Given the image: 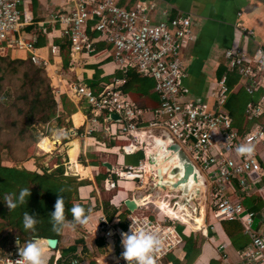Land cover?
<instances>
[{"label":"built area","instance_id":"1","mask_svg":"<svg viewBox=\"0 0 264 264\" xmlns=\"http://www.w3.org/2000/svg\"><path fill=\"white\" fill-rule=\"evenodd\" d=\"M25 3L26 0H0V54L23 53L31 64L51 71L56 77V96L63 94L88 110L83 136L102 133L108 142L123 144L119 148L121 155L142 153L137 167L120 166L119 180L132 182L136 188L144 185L145 164L152 162L148 143L142 140L151 136L177 145L204 181L203 225L197 232L204 243L212 244L221 264H264V48L258 47L253 54L239 48L226 50L224 74L214 89L207 96L189 98L184 88L187 74L182 54L195 41L190 16L170 18L168 11H163V20L154 22V2L124 8L117 0H64V5L47 20L34 22L24 9ZM27 27H36L45 37L56 31L59 39L69 42L71 59L92 55L97 44L106 45L109 49L99 55L101 60L109 59L123 74L134 71L154 82L158 108H141L121 90L124 80L101 83L98 93L79 82H69L53 61L40 55L36 39L24 36ZM238 29L244 32L239 25ZM50 54L59 57L60 47L52 45ZM231 74L237 82L229 87ZM238 91L255 99L246 105L240 126L227 108L230 95ZM154 130L167 136L159 137ZM63 132L61 138L67 136V131ZM138 133L146 138L138 137ZM240 145H251L253 151L238 153ZM109 174L117 175V171ZM105 188L109 190L108 181ZM247 201L261 207L250 210L245 205ZM137 210L144 213L130 212L125 228L101 213L96 233L106 244L105 252L91 261L76 255L70 264H127L121 256L120 233L129 232L130 227L153 230L159 236L161 245L154 252L155 264H173L171 257L181 260L184 237L195 231L150 204L138 206ZM225 222L239 224L248 240L247 246L236 252L233 263L229 262L227 245L219 240L220 224ZM179 226H183L181 231ZM16 241L0 250V264H14L19 259Z\"/></svg>","mask_w":264,"mask_h":264},{"label":"crops","instance_id":"2","mask_svg":"<svg viewBox=\"0 0 264 264\" xmlns=\"http://www.w3.org/2000/svg\"><path fill=\"white\" fill-rule=\"evenodd\" d=\"M117 2L121 7L124 8H131L132 6L140 2H154L156 4V10L152 16L154 22H160L163 20V11H168V15L170 18L178 16L191 17L195 41L182 54V60L184 62L187 74V77L184 80V88L187 90L189 98L201 96L204 97V95L207 96L206 94L214 89L216 81L221 78V76L219 77L220 71L223 70L222 76L224 74L223 54L226 50L239 48L247 54H253L258 49V47L264 48V0H117ZM63 5L64 0H37V6L35 9H33L32 0H26L24 9L31 15L34 22H43L47 20L51 14L57 12ZM238 25L242 29H244V32H241L238 29ZM24 32V36L27 39H36L37 44L39 32L37 31L36 27H27ZM246 32H249L250 36H247ZM58 35L59 34L56 31H52L50 32L48 37H45L46 45L43 48H39L40 55L43 58H48L53 61L54 67L56 69H59L63 77L69 82H79L86 85L85 83L87 81H91L93 79L96 73V69L102 72L101 77H110L117 71V68L113 63L110 62L103 65L102 63H100L103 61L101 60L100 56L94 57L92 55H77L73 59L70 58L69 68L66 69V71H63L64 68L62 66L61 57L59 56L53 58L50 54V47L54 45L52 42L54 39H58ZM15 54L17 53H11V57ZM106 70L108 72H105ZM190 79H192V82L197 83L200 94L190 95V90L186 85L187 81ZM150 94H154L153 89H151ZM61 96L65 95L60 94V96H56L55 98V100L59 103L60 112L62 111L60 106ZM71 102L75 106L76 111L75 113L67 116V121L68 123H70V126H68L67 129L57 131L58 134L55 132L50 140H42L39 147H42L43 150L41 148L40 150L43 151L44 154L50 153L56 148H60L62 153H66V149L69 148L67 145L70 142L76 140L79 144V155L77 156V163L85 169L86 173L83 176L76 177H78L80 180L90 182V185L80 187L78 189V196L79 199L84 201L82 202L84 205L87 203L90 205V214L88 216V222L84 224L83 229L86 236L82 237L85 242V248L87 252L83 253V249L80 247L78 248L76 255L82 257V259L86 261H91L92 259L101 256L106 249L105 242L96 233L98 220L97 218L101 215V213L104 214L102 208V200L99 196V189L103 188L104 191L108 193L111 192L112 189L115 190V193L109 199L110 206L116 211V215H114L111 221L115 224L119 222L120 215L122 213L124 214V212L127 211L124 206V203L127 200L133 201L136 206H144L146 204L155 206L157 203L160 205L169 203L173 199L171 197L170 199L169 196H167V199H165L160 194H157V198L153 200H150L147 197H135L132 195L131 190L135 187L136 190H143L144 193L146 185L141 188H136V185H133L132 182H127V187L125 186L126 188H124L125 193L122 194L120 198H116L117 182L119 181V177H117L116 174L110 175L109 173L112 170L115 172L114 169L116 163V166L119 168L120 166H124V156L119 152V148L123 144L117 142L116 147H108V140L102 133H94L92 137L83 136L82 132L85 128L86 112L83 110L84 107L81 108L78 103L74 101ZM241 118H243V115ZM63 131H67V133L65 134L67 136L65 138H61V134L64 135ZM73 132L77 133V136H72ZM55 135H58L60 140L54 141L53 138ZM49 144H52V146L45 147ZM63 144H65V146ZM98 152L103 153L107 156H114L115 158V165H112V163L109 162H105V160L102 161V164L109 166L107 172L106 169L103 170L98 165L92 166V162L98 164L94 160V157L90 158L91 161L88 162V154L93 155L94 153ZM81 156H84L86 158V165L79 163V159L81 158ZM148 164L151 167L152 163ZM22 167L31 172H34L36 169L34 162L31 160L24 163ZM100 173H107V178L105 179V181L101 182L100 186H97L94 181ZM118 173H120V171ZM113 176L117 177L116 181L112 180ZM107 181L108 186L109 183H114L115 187L107 190L105 188L107 187ZM130 186L132 187V189L129 188ZM128 191H130V193H128ZM250 205L253 206L252 204ZM258 207L260 208L261 205H258ZM169 209L174 216H179V218H182L183 223L187 224L189 229L194 230L195 233L200 230V227L197 225V223L194 224L196 221L194 216H192L193 218L190 221V225L185 222V219L183 217H181L182 213H186L187 209H183L179 212L178 208L175 209V207L170 205ZM143 213L144 212L142 210L135 211V214ZM93 217L94 220L92 221ZM123 224L125 225V221L123 222ZM219 230V240L221 243H225L227 245L226 252L228 254L229 262L233 263L236 260L235 252L237 251L231 246V243L223 229L220 227ZM62 233L63 235H66L68 237L69 241L71 238V240H73V243L60 241L57 244V248H60L61 245L63 246V248H68L69 246L73 245L74 242L78 239L76 238L77 234L71 226L64 227L62 229ZM99 243H102V245L100 246ZM97 245H99V247ZM88 249L90 256H92L94 253H96V255L87 260L86 257L87 255H89ZM229 249H231L232 254L229 253ZM53 257H55V260ZM51 258H53L54 260L53 264H56V262L60 258V252L57 251L55 253L52 250L48 251L46 249V264L49 263ZM211 259L217 260L219 264H221L219 260V254L213 248L212 244L203 243L201 246V254L196 259L194 264H208Z\"/></svg>","mask_w":264,"mask_h":264},{"label":"trees","instance_id":"3","mask_svg":"<svg viewBox=\"0 0 264 264\" xmlns=\"http://www.w3.org/2000/svg\"><path fill=\"white\" fill-rule=\"evenodd\" d=\"M37 6V0H32V7L35 9ZM31 29V28H29ZM38 40L36 47L43 48L46 45L45 36L39 31ZM54 45L60 47V57L62 60V66L64 69L69 68L70 57H69V42L65 39H54L52 42ZM109 48L104 44H97L96 51L92 54L94 57H98L100 54L106 52ZM10 57L8 52L0 54V59ZM27 60V59H26ZM28 61V60H27ZM29 62V61H28ZM14 63V62H12ZM18 64L25 65L24 61H17ZM103 65L110 63V60H103ZM30 64L29 74L24 75V81L30 82V85L35 89L42 86V82L38 77V73L41 71L34 67L33 64ZM100 64V65H102ZM223 70L220 71L219 77H222ZM102 72L96 69V73L91 81H87L85 84L93 90L94 93L100 92V84L106 83L109 84L110 80H124V84L121 87V90L129 94L130 97L139 104L141 108L156 109L159 106V99L156 94H150L151 89L154 87V82L151 79L141 78L136 72L128 71L126 74L116 71L110 77H101ZM227 84L229 87H232L236 82L237 78L232 74L228 77ZM44 84V83H43ZM44 97L41 94H36L32 99L26 98L28 105V121H38L41 124H47L52 119L56 118L57 127L61 128L64 125L62 118L65 116L75 113V106L71 101H69L65 96L60 98L61 113L59 110L58 102L54 100V97L51 95L50 91L47 88ZM252 97L248 96L244 92L240 91L236 94L230 95L227 108L231 116L236 119L237 126L241 124L242 115L246 105L250 101H254ZM84 111L86 107L83 108ZM56 111L59 114H56ZM70 126V123L66 125ZM42 140V139H41ZM41 140L38 144L41 143ZM108 147H116L117 142L110 141L108 142ZM28 153H33V147H30ZM143 159L141 152H136L131 155H124V166L125 167H137L139 162ZM102 166L104 170L109 169L108 165L105 164H96L92 162V166ZM155 171V169H154ZM39 174L37 172H31L24 168L18 167H7L3 166L0 161V250L5 249L9 245H14L16 240H19L22 245L28 240H31L35 236L46 237L48 239H57L60 242V233H55L52 230V224L50 222L49 213L53 211L54 203L59 196L64 198V215L65 219L68 222L73 221V215L71 213V208L74 205H80L81 207L87 210V215L90 214V208L85 206L78 196V189L83 186L90 185V182L80 180L78 177L65 176V169L62 164H58L57 167L49 172L44 169ZM107 178V173H100L99 176L95 178V184L100 186L101 182L105 181ZM112 180L116 181L117 177L113 176ZM29 188L30 195L26 197V203L23 205H18L15 209L9 210L4 203V197L9 193L18 194L20 189ZM110 201L102 203L103 212L106 215L107 219L111 222L116 211L112 209L109 204ZM246 207L250 210L259 209L258 206L253 207L247 201L245 203ZM153 206V205H152ZM28 212L30 215L35 214L37 216V224L34 227V230H25L23 227V214ZM129 212H124L120 215L119 226L125 228L123 222L126 220ZM2 222V223H1ZM234 224V223H226ZM237 227L232 229L229 232V238L231 246H234L236 251L242 250L247 245V238L241 234V227L239 224L235 223ZM9 229L6 234L3 232L6 229ZM179 231L183 229V226H179ZM236 235H242L245 239L241 242L240 245H234L233 238ZM228 237V236H227ZM184 248H183V258L181 260L175 259L173 257L169 258L173 264H194L196 259L201 254L202 243H199V240L195 234H191L189 237H184ZM101 246L102 243H99ZM83 249V253L87 252L85 248V242L83 238L77 239L73 245L68 248L59 247L55 251L60 252V258L56 264H70L71 260L76 257L78 248ZM46 252V251H45ZM236 253V252H235ZM53 258L50 259L48 264H53ZM208 264H219L217 260L211 259Z\"/></svg>","mask_w":264,"mask_h":264},{"label":"rangeland","instance_id":"4","mask_svg":"<svg viewBox=\"0 0 264 264\" xmlns=\"http://www.w3.org/2000/svg\"><path fill=\"white\" fill-rule=\"evenodd\" d=\"M6 57L4 59H0V161L3 166H10V167H18V168H24L22 167L24 163L31 160L34 162L35 165V171L39 174H41L42 170L46 169L49 172L54 170L58 164H62L63 168L65 169V176H72L75 177L71 171L68 170L67 166V157L65 153H62L60 148H56L54 151H51L50 153L44 154L43 151L40 150L42 147L38 148V144L40 140H50V138L53 137L54 133L63 129H67V118L63 116L64 118V125L61 128L57 127V121L56 118L52 119L47 124H41L38 121H28V105L26 102V98L29 100L32 99L37 93L41 94L42 97L46 95L47 88L50 91L51 95L54 97V100L56 98L55 92H57V89H55L56 84V77L52 75L51 71H45L39 67L41 71L38 73V77L40 78L42 82V86L40 84V87L38 89H35L33 86L30 85V82L27 83V81H24V75L26 73L29 74V67L30 64L26 60V57L23 53H17L14 56ZM17 61H24L25 65L18 64ZM14 62V63H12ZM58 72L61 73L59 69H57ZM63 71H66V69ZM105 72H108L107 70ZM44 83V84H43ZM187 87L190 90V95H198L200 94V90L198 89L197 83L192 82V79L188 80L186 83ZM210 92V91H209ZM208 92V93H209ZM67 98V97H66ZM56 102V100H55ZM61 113V112H60ZM56 114L58 115L59 112L56 111ZM82 126V125H81ZM159 137H166L167 134L161 131H152ZM41 140V141H42ZM65 146V144H63ZM51 147L52 144L47 145L45 147ZM30 147H33V153H28V150ZM58 147V146H57ZM66 149V148H65ZM43 150V149H42ZM67 150V149H66ZM88 162L91 161L90 158L94 157L95 161L98 164H102V161L105 160V162L112 163V165H115V158L114 156H107L103 153H94L93 155L88 154ZM85 157L81 156L79 159V163H82L86 165ZM117 165V163H116ZM115 165V171H117V177H119V167ZM152 167L149 166V173L146 175V179L149 180V177L151 181L155 180V175H153L155 166L153 163L151 164ZM102 167V166H101ZM134 185V183H133ZM127 187V182L124 180H119L117 182V195L116 198H120L122 194L125 193L124 188ZM115 186L112 187L108 186V188L112 189ZM129 188L132 189L130 186ZM100 192V199L102 200V203L108 202L109 199L113 196L115 193V190L112 189L111 192H105L103 188L99 189ZM130 193V191H128ZM131 193L135 197H143V198H149L150 200H153L157 198V193L149 194V195H141L143 193V190H136L135 187L131 190ZM165 199H167L166 193H161ZM96 198V197H95ZM170 198V197H169ZM171 199V198H170ZM81 200V199H80ZM81 202H84L81 200ZM85 206H88L90 208V205L87 203ZM140 212V211H139ZM147 214V212H146ZM185 219V222L189 225L191 224L192 216L190 215L189 210H186V213H182V216ZM94 220V217L92 218V221ZM2 223V222H1ZM197 222L195 221L194 224ZM227 223H234V224H226L222 223L220 224V227L223 229L225 234L229 238V232L232 229H235V227L238 228V226L235 224V222H227ZM3 229H6L3 234H6L8 232L7 229H9L7 226ZM73 229V228H72ZM84 225H79L73 229L75 231L76 238H82L85 237V231ZM195 236H197L199 243H204V240L201 238L200 234L197 232L195 233ZM245 238L242 235H236L235 238H233L234 245H240L241 242ZM230 240V239H229ZM60 241H67V243L72 242L68 240V237L66 235H63V233L60 236ZM73 243V242H72ZM98 244V243H97ZM99 247V245H97ZM63 248L61 245L59 249ZM234 249V246H233ZM55 253L57 251H54ZM89 253V249H88ZM229 253L232 254L231 249H229ZM96 253H94L92 256L87 255L86 259H91L94 257ZM53 256V255H52ZM55 260V257H53ZM206 260V258H205Z\"/></svg>","mask_w":264,"mask_h":264},{"label":"clouds","instance_id":"5","mask_svg":"<svg viewBox=\"0 0 264 264\" xmlns=\"http://www.w3.org/2000/svg\"><path fill=\"white\" fill-rule=\"evenodd\" d=\"M237 152L241 154H250L253 151L251 145H240L237 147ZM30 195L29 188L20 189L18 194L9 193L4 197V203L9 210L15 209L18 205L26 203V197ZM53 211L49 213L52 230L55 233H60L66 226H71L73 229L79 225H84L88 222L87 210L80 205H74L71 208L73 221L68 222L64 215V198L57 197ZM37 216L30 215L28 212L23 214V227L25 230H34L37 224ZM99 223V222H98ZM121 245L123 251L121 256L127 264H155L154 252L160 247L161 240L153 230H145L144 228L132 229L129 232H121ZM18 245L19 259L14 264H46L45 251L48 248V238L35 236L31 240L20 246V241H16Z\"/></svg>","mask_w":264,"mask_h":264},{"label":"water","instance_id":"6","mask_svg":"<svg viewBox=\"0 0 264 264\" xmlns=\"http://www.w3.org/2000/svg\"><path fill=\"white\" fill-rule=\"evenodd\" d=\"M111 119L117 120L115 116ZM146 141L148 143V153L151 155V162L154 163V158L162 157L165 160L163 170L156 172V181H149L145 186V194L149 195L151 192L159 190V184L165 185L166 195L179 194L182 196V203L189 208L191 216L201 215V196L203 197L204 204V181L200 176L196 167L192 164L184 152L177 146L167 141L154 139L149 136ZM154 151V152H153ZM147 202V201H145ZM176 200L169 202L170 206L178 208ZM127 212H134L138 208L133 201L127 200L124 203ZM58 240L48 239V249L55 251L57 249Z\"/></svg>","mask_w":264,"mask_h":264},{"label":"bare ground","instance_id":"7","mask_svg":"<svg viewBox=\"0 0 264 264\" xmlns=\"http://www.w3.org/2000/svg\"><path fill=\"white\" fill-rule=\"evenodd\" d=\"M58 134V133H57ZM62 135V134H61ZM138 137H145L144 134H140L138 133L137 134ZM53 140H60L59 139V136L58 135H55ZM69 148L64 151H66V156H67V166H68V170L71 171V173L74 175V176H83L86 172H85V169L79 165L77 163V156L79 155V144L76 140L70 142L68 145H67ZM154 152V151H153ZM165 160H163L162 157L160 158H154V163L153 165L155 166V171H152L153 172V175H155V180L156 181V172L160 169V170H163L164 169V166H165ZM149 164L146 163L145 164V176L143 178V183L144 185H147L149 180L146 179V175L149 173V171L147 170V168L149 169ZM152 167V166H151ZM127 180H130V179H127ZM159 184V190H156L154 192H151L150 194L152 193H157V194H161V193H166V190H165V185L162 184V183H158ZM143 185V186H144ZM142 186V187H143ZM169 197H171L173 200H176V205L178 207V211H182L183 209H187L189 210V208H187V206H184L183 203H182V196H180L179 194H174V195H168ZM200 206H201V215L200 216H194L195 217V220L197 222V225L200 227H202L203 225V212H204V204H203V197L201 196V203H200ZM155 207L159 208L162 210V213L163 214H166L167 216L169 215L171 218H175L177 220H180L181 222H183V219L182 218H179V216H174L172 214V212H170V209H169V203H165L163 205H160V204H156Z\"/></svg>","mask_w":264,"mask_h":264}]
</instances>
